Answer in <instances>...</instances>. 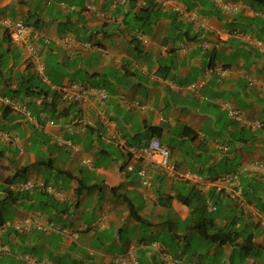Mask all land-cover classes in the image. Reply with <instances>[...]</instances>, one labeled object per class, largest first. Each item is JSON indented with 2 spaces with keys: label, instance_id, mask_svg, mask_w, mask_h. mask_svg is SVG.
Wrapping results in <instances>:
<instances>
[{
  "label": "crops",
  "instance_id": "crops-1",
  "mask_svg": "<svg viewBox=\"0 0 264 264\" xmlns=\"http://www.w3.org/2000/svg\"><path fill=\"white\" fill-rule=\"evenodd\" d=\"M165 1L0 0V94L14 104L0 100V215L38 213L67 230L1 229L0 264H31L26 255L115 264L131 249L141 264H264V0H224L235 12L212 0ZM6 18L30 26L41 73L10 42ZM72 82L108 97L66 102L60 90ZM152 138L170 149L175 174L129 152ZM232 172L219 190L216 177ZM27 179L59 196L39 187L8 196ZM203 222L231 238H205Z\"/></svg>",
  "mask_w": 264,
  "mask_h": 264
},
{
  "label": "built area",
  "instance_id": "built-area-1",
  "mask_svg": "<svg viewBox=\"0 0 264 264\" xmlns=\"http://www.w3.org/2000/svg\"><path fill=\"white\" fill-rule=\"evenodd\" d=\"M159 4H166L165 0H155ZM169 4L171 0H168ZM215 5H218L223 11L226 12H235L238 9V5L234 1H224V0H212ZM174 10L177 12L178 16L186 22H191L195 25H198L202 28H205L206 25L201 21L199 14L187 8L186 6H181L178 4H172ZM2 25L4 27L5 33L8 36L10 42L14 45L25 48L24 59L31 63L34 69L41 73L43 69V62L41 58V51L37 48L35 43L31 41L30 32L31 28L29 25L17 18H6L2 20ZM65 44L68 46L73 42V38L65 35L63 37ZM203 83V80H199L196 83L189 85L191 88H195ZM61 97L66 102H75L80 101L86 98H95L98 100H105L108 97L107 91L97 85H81L77 83H72L67 86H64L61 89ZM0 100L6 104H14L6 98L0 96ZM223 106L228 110V115L233 119H239L240 113L235 109L229 101H224ZM260 125V123H259ZM129 152L137 158H147L151 159L156 166L164 171L165 173L175 174V166L171 162L170 158V149L164 145L159 139L153 138L146 145L139 148H130ZM128 169H131V166H128ZM260 172L264 173V165L261 164L258 166ZM139 176L142 178L143 185H147L149 178L145 169L141 168L138 171ZM235 173H225L223 175L217 176L214 182L218 185L219 190L222 189V183L230 184L234 178H236ZM15 185V184H14ZM41 188L50 195L59 196V192L50 184H46L43 181H36L32 179H27L19 184H16L12 187L11 190L26 192L33 191L35 188ZM227 191H230L227 188ZM241 188H233L232 195L234 197H240ZM261 224L264 225V219L261 220ZM6 227H11L16 233L31 232L32 230H39L41 232H48L52 230L62 231L67 233L66 229H62L57 226L54 222L47 220L41 214L30 213L24 217L16 218L14 220H6L0 224V230ZM2 249V248H1ZM6 250V248H5ZM31 264H60L53 263L50 260H32L28 255L24 256ZM115 262L117 264H141L137 255L134 251L128 250L123 256L116 257Z\"/></svg>",
  "mask_w": 264,
  "mask_h": 264
},
{
  "label": "trees",
  "instance_id": "trees-1",
  "mask_svg": "<svg viewBox=\"0 0 264 264\" xmlns=\"http://www.w3.org/2000/svg\"><path fill=\"white\" fill-rule=\"evenodd\" d=\"M2 66V65H1ZM26 91H28V90H26ZM22 92V91H21ZM33 91H31V93H32ZM24 94H26V92L24 91L23 92ZM43 101V100H42ZM149 129H151L152 130V133H154L155 132V128H149ZM26 166L25 167H23L22 168V170H26ZM26 194V192H11V191H9V193H8V196H10V197H12V199L13 200H17L19 197H21V196H24ZM204 212H207L206 210H203ZM4 222V217L2 216V215H0V224L1 223H3ZM197 230H199L200 231V233L199 234H201L202 236H204L205 238H207V237H210L211 239H213V240H215V239H218V240H220V241H225L226 239L225 238H227V239H229V238H231V236H230V234L228 233V234H223L222 232H216V233H214V234H209V230H208V228L206 227V224H204V222L203 223H200V224H198L197 225V228H196ZM203 237V238H204Z\"/></svg>",
  "mask_w": 264,
  "mask_h": 264
},
{
  "label": "clouds",
  "instance_id": "clouds-1",
  "mask_svg": "<svg viewBox=\"0 0 264 264\" xmlns=\"http://www.w3.org/2000/svg\"><path fill=\"white\" fill-rule=\"evenodd\" d=\"M182 6V5H181ZM183 6H185V5H183ZM187 7V6H186ZM187 8H189V7H187ZM189 9H191V8H189ZM221 9V8H220ZM191 10H193V9H191ZM195 11V10H194ZM197 12V11H196ZM226 12V11H225ZM177 13V12H176ZM198 13V12H197ZM199 14V13H198ZM178 15V14H177ZM179 17V16H178ZM180 18V17H179ZM180 19H182V18H180ZM22 21V20H21ZM25 23V22H24ZM193 24V23H192ZM28 25V24H27ZM196 26H198V25H196ZM198 27H200V26H198ZM6 34V33H5ZM72 83H77V84H81V85H87V84H82V83H79V82H72ZM72 83H70V84H72ZM91 85V84H90ZM93 85V84H92ZM67 86V85H66ZM97 86H99V85H97ZM101 87V86H100ZM62 89V88H61ZM105 89V88H104ZM108 93V92H107ZM60 94H61V90H60ZM0 96H2L3 98H6V99H9L7 96H4V95H1L0 94ZM87 99V98H86ZM10 100V99H9ZM84 100V99H83ZM11 101V100H10ZM81 101V100H80ZM12 102V101H11ZM75 102H78V101H75ZM153 139V138H152ZM158 139V138H157ZM150 141V140H149ZM148 141V142H149ZM140 159V158H139ZM131 166V169H132V165L131 164H128L126 167H127V169H128V166ZM232 173H234V172H232ZM225 174V173H224ZM223 175V174H222ZM42 181V180H41ZM242 194V193H241ZM47 219V218H46ZM264 219V218H263ZM48 220V219H47ZM262 220V219H261ZM261 220H260V224H261ZM262 225V224H261ZM39 231V230H38ZM140 261V260H139ZM52 262V261H51ZM141 263V262H140ZM115 264H117L116 262H115Z\"/></svg>",
  "mask_w": 264,
  "mask_h": 264
},
{
  "label": "rangeland",
  "instance_id": "rangeland-1",
  "mask_svg": "<svg viewBox=\"0 0 264 264\" xmlns=\"http://www.w3.org/2000/svg\"><path fill=\"white\" fill-rule=\"evenodd\" d=\"M3 149L2 146H0V150ZM2 207L4 208V212H5V217H11L13 216V211L11 210V208L9 207L8 209L6 207H4V204L2 203Z\"/></svg>",
  "mask_w": 264,
  "mask_h": 264
}]
</instances>
